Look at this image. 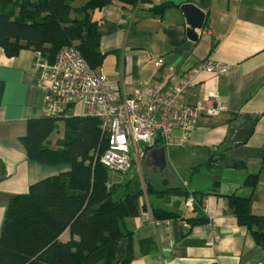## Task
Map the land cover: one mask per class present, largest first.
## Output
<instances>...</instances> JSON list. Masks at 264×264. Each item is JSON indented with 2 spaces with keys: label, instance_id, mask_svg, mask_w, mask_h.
<instances>
[{
  "label": "crops",
  "instance_id": "crops-1",
  "mask_svg": "<svg viewBox=\"0 0 264 264\" xmlns=\"http://www.w3.org/2000/svg\"><path fill=\"white\" fill-rule=\"evenodd\" d=\"M165 4L172 7L162 17L150 15ZM185 4L206 14L196 39L188 32L181 9ZM94 18L106 54L105 75L121 96L155 83L171 91L180 74L209 61L230 66L226 75L200 73L182 96L192 106L210 103L225 109L215 117L199 116L186 146L165 149L163 156L155 155L158 148L145 151L161 182L169 189L185 188L188 197L170 192L169 201L167 194L140 198L139 216L124 223L133 234L132 264H264V245L239 225L229 206L232 195L248 198L250 212L264 217V0H146L137 7L115 1ZM36 59L31 50L10 58L0 49V235L16 196L70 171L30 160L21 142L28 121L43 118L46 108ZM158 59H163L160 68L155 66ZM166 67L175 68L177 75L164 74ZM73 116H87L85 105L76 103ZM64 130L65 121L53 144ZM249 175L259 176L254 188L244 184ZM192 197L194 210L188 212L185 201ZM151 207L184 217L186 225L174 221L154 227L143 216ZM211 226L221 235L215 244L209 241ZM70 238L69 232L61 236L64 242Z\"/></svg>",
  "mask_w": 264,
  "mask_h": 264
},
{
  "label": "trees",
  "instance_id": "trees-1",
  "mask_svg": "<svg viewBox=\"0 0 264 264\" xmlns=\"http://www.w3.org/2000/svg\"><path fill=\"white\" fill-rule=\"evenodd\" d=\"M76 1L0 0V49L10 58L31 50L51 63L63 48L73 47L96 69L103 65L106 54L94 13L115 1L132 7L146 2L85 0L75 5ZM171 7H155L150 15L162 17ZM57 120L45 116L29 120L21 142L30 160L68 166L70 171L33 184L10 202L0 235V264H132L133 234L124 223L139 216L140 198L145 192L148 197L170 192L188 197V190H154L147 182L144 190L138 179L112 181L113 172L99 159L107 142L98 119L65 118L63 138L52 146L49 137ZM258 178L249 175L244 184L254 188ZM250 204L248 198L229 197L239 225L264 245V217L253 215ZM151 213L155 219H182L154 207ZM65 232L71 237L67 242L61 240Z\"/></svg>",
  "mask_w": 264,
  "mask_h": 264
},
{
  "label": "built area",
  "instance_id": "built-area-1",
  "mask_svg": "<svg viewBox=\"0 0 264 264\" xmlns=\"http://www.w3.org/2000/svg\"><path fill=\"white\" fill-rule=\"evenodd\" d=\"M36 55L38 85L46 90L44 116L53 119L73 117L74 105H85L86 115L98 119L107 142L106 151L99 157L100 162L113 173L132 171L136 160L146 150L186 146L199 116L215 117L225 109L223 105L210 103L192 106L183 102L182 96L194 86L200 73L226 75L229 65L209 61L180 74L179 83L171 91H165L155 83L143 85L134 95L121 96L109 83L103 66L92 69L73 47L63 48L51 63L41 54ZM163 65V59L155 63L157 68ZM164 71V74L177 75L173 67H166ZM185 210H194L193 197L186 200ZM143 216L154 227L170 226L174 221L186 225L184 217L161 220L155 219L148 211ZM209 235L211 244L221 239L213 226Z\"/></svg>",
  "mask_w": 264,
  "mask_h": 264
},
{
  "label": "rangeland",
  "instance_id": "rangeland-1",
  "mask_svg": "<svg viewBox=\"0 0 264 264\" xmlns=\"http://www.w3.org/2000/svg\"><path fill=\"white\" fill-rule=\"evenodd\" d=\"M83 1H85V0H77L75 2V5L83 3ZM63 129H64V121L60 119L56 123V130L54 131V133L50 137V142H49L50 145L54 146V144H53L54 140L59 136V133L60 134L63 133ZM136 161L137 162L134 166L135 168L130 172L124 173V174L112 173V181L118 182V183L119 182L124 183L126 181H129V179H138L142 183V185L144 186V190H147L146 182L149 183L151 185V187H153L154 190H155V188H159L156 190H167V189H169V187L167 185H165L163 182H161V178H160L161 174L159 171H156V169L154 167L155 165L153 164V162H152V164H147L146 155L140 156L138 158V160H136ZM154 163L156 164L155 161H154ZM151 165H153V166H151ZM182 180H184V179H182ZM170 194H167V196L169 195L167 198V201L172 200ZM165 195L166 194H164L161 197L164 198ZM144 196H147L146 192H145Z\"/></svg>",
  "mask_w": 264,
  "mask_h": 264
},
{
  "label": "water",
  "instance_id": "water-1",
  "mask_svg": "<svg viewBox=\"0 0 264 264\" xmlns=\"http://www.w3.org/2000/svg\"><path fill=\"white\" fill-rule=\"evenodd\" d=\"M181 9L185 13L188 24L190 26L188 32L191 38L196 39L198 36L197 32L204 28L206 14L204 13V11L192 4H185L181 7ZM164 154L165 148H158L155 152V155L157 156H163Z\"/></svg>",
  "mask_w": 264,
  "mask_h": 264
}]
</instances>
